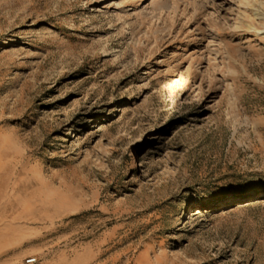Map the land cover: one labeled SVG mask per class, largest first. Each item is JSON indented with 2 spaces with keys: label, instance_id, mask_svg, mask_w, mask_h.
Returning a JSON list of instances; mask_svg holds the SVG:
<instances>
[{
  "label": "rangeland",
  "instance_id": "obj_1",
  "mask_svg": "<svg viewBox=\"0 0 264 264\" xmlns=\"http://www.w3.org/2000/svg\"><path fill=\"white\" fill-rule=\"evenodd\" d=\"M145 247L264 264V0H0V264Z\"/></svg>",
  "mask_w": 264,
  "mask_h": 264
},
{
  "label": "bare ground",
  "instance_id": "obj_2",
  "mask_svg": "<svg viewBox=\"0 0 264 264\" xmlns=\"http://www.w3.org/2000/svg\"><path fill=\"white\" fill-rule=\"evenodd\" d=\"M257 203V202H255ZM241 205H238L236 208H241L243 206H246V205H249V203H239ZM198 210H196L197 212ZM98 250H99V247L96 246L92 249H90L88 252L89 254L92 256V258H95L97 253H98ZM156 263L157 264H167L168 263V260H167V257H164V258H159L157 257L156 259ZM134 264H153L152 263V256H151V253H150V249L149 247H145L144 249H142L134 258ZM155 264V263H154Z\"/></svg>",
  "mask_w": 264,
  "mask_h": 264
},
{
  "label": "built area",
  "instance_id": "obj_3",
  "mask_svg": "<svg viewBox=\"0 0 264 264\" xmlns=\"http://www.w3.org/2000/svg\"><path fill=\"white\" fill-rule=\"evenodd\" d=\"M37 261V258L36 257H30V258H27L26 259V263L27 264H33Z\"/></svg>",
  "mask_w": 264,
  "mask_h": 264
}]
</instances>
